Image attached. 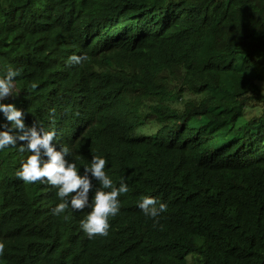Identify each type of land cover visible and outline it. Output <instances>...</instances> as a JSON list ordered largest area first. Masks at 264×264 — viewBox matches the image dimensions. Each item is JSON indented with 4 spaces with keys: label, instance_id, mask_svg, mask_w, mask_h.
<instances>
[{
    "label": "trees",
    "instance_id": "obj_1",
    "mask_svg": "<svg viewBox=\"0 0 264 264\" xmlns=\"http://www.w3.org/2000/svg\"><path fill=\"white\" fill-rule=\"evenodd\" d=\"M9 66L3 102L129 191L88 239L89 209L54 216L15 175L29 153L0 151V264H264V0H0Z\"/></svg>",
    "mask_w": 264,
    "mask_h": 264
},
{
    "label": "clouds",
    "instance_id": "obj_2",
    "mask_svg": "<svg viewBox=\"0 0 264 264\" xmlns=\"http://www.w3.org/2000/svg\"><path fill=\"white\" fill-rule=\"evenodd\" d=\"M68 63L79 64L81 56L72 54ZM19 75V69L11 66L6 70L0 68V115L4 123H0V151L9 146L19 145L21 152L29 155L16 170V177L25 184L35 182L46 183L55 189L58 203L51 209L54 216L64 214L66 209H89L80 220V228L88 239L109 234V218L120 211L119 199L129 191V186L123 178L118 186L106 172L107 160L104 156L93 155L90 162L81 168L74 160L68 159L70 149L67 146H57L54 141L55 131H46L36 122L27 125L24 112L13 103L3 102L7 97L17 93L14 89V78ZM36 85L33 84L34 88ZM93 181L97 182L94 185ZM94 195L90 197V192ZM156 198L144 195L137 207L146 217L154 219L166 210L163 202L157 207ZM67 219V216H65ZM2 248V245H0Z\"/></svg>",
    "mask_w": 264,
    "mask_h": 264
},
{
    "label": "rangeland",
    "instance_id": "obj_3",
    "mask_svg": "<svg viewBox=\"0 0 264 264\" xmlns=\"http://www.w3.org/2000/svg\"><path fill=\"white\" fill-rule=\"evenodd\" d=\"M187 259H189V257Z\"/></svg>",
    "mask_w": 264,
    "mask_h": 264
}]
</instances>
